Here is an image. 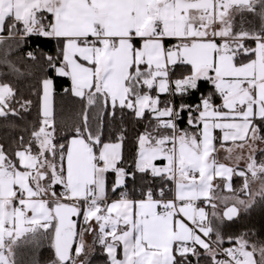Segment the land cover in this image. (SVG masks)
Listing matches in <instances>:
<instances>
[{"label": "snow or ice", "instance_id": "1", "mask_svg": "<svg viewBox=\"0 0 264 264\" xmlns=\"http://www.w3.org/2000/svg\"><path fill=\"white\" fill-rule=\"evenodd\" d=\"M0 264H264V0H0Z\"/></svg>", "mask_w": 264, "mask_h": 264}]
</instances>
